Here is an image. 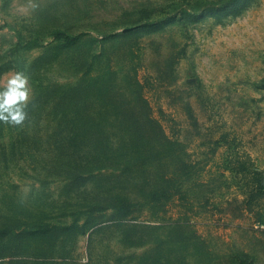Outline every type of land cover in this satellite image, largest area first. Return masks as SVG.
Listing matches in <instances>:
<instances>
[{
    "label": "rangeland",
    "instance_id": "obj_1",
    "mask_svg": "<svg viewBox=\"0 0 264 264\" xmlns=\"http://www.w3.org/2000/svg\"><path fill=\"white\" fill-rule=\"evenodd\" d=\"M20 70L0 264H264V0H0Z\"/></svg>",
    "mask_w": 264,
    "mask_h": 264
},
{
    "label": "clouds",
    "instance_id": "obj_2",
    "mask_svg": "<svg viewBox=\"0 0 264 264\" xmlns=\"http://www.w3.org/2000/svg\"><path fill=\"white\" fill-rule=\"evenodd\" d=\"M31 94L30 76L26 72L20 70L10 75L0 87V121L22 125L28 118Z\"/></svg>",
    "mask_w": 264,
    "mask_h": 264
},
{
    "label": "trees",
    "instance_id": "obj_3",
    "mask_svg": "<svg viewBox=\"0 0 264 264\" xmlns=\"http://www.w3.org/2000/svg\"><path fill=\"white\" fill-rule=\"evenodd\" d=\"M59 36L62 37V38H65V39H74L75 38V36H71L68 33H60ZM262 217H263L262 221L264 222V216L262 215Z\"/></svg>",
    "mask_w": 264,
    "mask_h": 264
}]
</instances>
